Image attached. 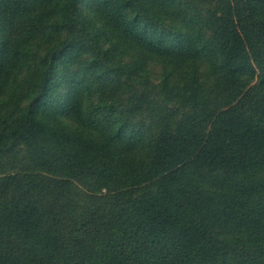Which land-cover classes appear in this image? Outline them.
Here are the masks:
<instances>
[{
  "label": "trees",
  "instance_id": "1",
  "mask_svg": "<svg viewBox=\"0 0 264 264\" xmlns=\"http://www.w3.org/2000/svg\"><path fill=\"white\" fill-rule=\"evenodd\" d=\"M0 264H264V0H0Z\"/></svg>",
  "mask_w": 264,
  "mask_h": 264
},
{
  "label": "rangeland",
  "instance_id": "2",
  "mask_svg": "<svg viewBox=\"0 0 264 264\" xmlns=\"http://www.w3.org/2000/svg\"><path fill=\"white\" fill-rule=\"evenodd\" d=\"M152 66V68L154 69V71L156 72V70H158V66H156V65H151Z\"/></svg>",
  "mask_w": 264,
  "mask_h": 264
}]
</instances>
